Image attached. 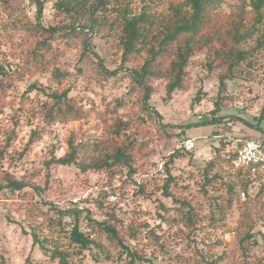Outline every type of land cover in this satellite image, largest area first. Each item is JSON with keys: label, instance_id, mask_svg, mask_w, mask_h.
I'll use <instances>...</instances> for the list:
<instances>
[{"label": "rangeland", "instance_id": "374dc122", "mask_svg": "<svg viewBox=\"0 0 264 264\" xmlns=\"http://www.w3.org/2000/svg\"><path fill=\"white\" fill-rule=\"evenodd\" d=\"M55 1L46 0L38 18L36 0H0V186L7 173L28 184L0 191L7 264H58L34 246L35 235L66 252L69 264H149L132 262L103 221L153 264H264V199L228 161L239 139L264 136V0H223L218 7L222 16L244 12L252 35L231 74L201 52L187 68L185 91L168 96L167 79L153 80L148 104L132 67L121 68V23L145 7L166 14L187 0H98L91 27L74 31L67 30L69 16L55 14ZM51 27L60 30L45 44L40 28ZM65 89L85 115L48 124L49 94ZM118 120L128 127L117 136L138 144L134 172L49 165L72 137L96 157L111 149L110 127ZM72 211H80L81 229L96 242L89 250L70 242L74 214L62 213Z\"/></svg>", "mask_w": 264, "mask_h": 264}, {"label": "trees", "instance_id": "16d2710c", "mask_svg": "<svg viewBox=\"0 0 264 264\" xmlns=\"http://www.w3.org/2000/svg\"><path fill=\"white\" fill-rule=\"evenodd\" d=\"M45 1L36 0L38 18L42 17ZM97 1L56 0L54 3L55 14L57 17L69 16L71 18V24L66 26L69 31L81 27H91L89 21L99 8L94 7ZM222 1L187 0L186 3H173L166 14H159L151 8L145 7L140 14L123 19L121 23V47L123 50L121 68L132 67L131 74L134 81L146 88L145 101L147 104L153 92V88L150 86L153 80L167 79L168 96L176 91H185L188 88L187 68L192 58L201 52H210L215 62L225 68L229 74L245 60L247 53L241 49V44L252 36L246 27V14L241 12L222 16L217 11ZM261 4L260 2L256 4V16L258 17L261 14ZM40 29L48 34V38L44 41L45 44H48V39L60 30L58 27ZM57 74L61 75L59 71ZM0 84L2 88L5 82L0 80ZM69 93L70 90L65 89L62 92L49 94L51 101L47 105L44 116V120L48 124L68 123L84 117L83 108L76 99L69 96ZM155 112L161 119L162 116L157 111ZM211 124L213 123H203L202 125ZM127 127L128 124L122 120L113 123L110 127L113 135L111 149L97 157L91 155L88 144L75 145V137H72L65 155L51 161L49 165L54 162L63 166L75 165L84 173L107 172L113 175L123 168H128L130 172H134V150L138 144L129 139L122 140L117 136ZM232 158L233 155L228 161L231 162ZM210 165L212 167V163ZM218 176L216 174L215 177ZM208 177H206V182L210 183L211 179ZM3 182L4 185L0 186V191H22L28 186L23 180H19L8 173L3 178ZM250 183L252 184L251 181ZM228 189L232 191L233 187L230 185ZM258 195H261V189H258ZM182 204L187 205V202L182 201ZM72 214H74V226L68 235L70 242L80 252L89 250L96 242L81 229L80 211L62 213V215ZM187 214L188 221H190L192 218L190 209ZM99 224L103 226L109 237L117 241L127 255L131 256L132 262L139 260L153 264L145 256L130 250L123 243L114 225L106 221ZM33 244L34 246L38 245L43 253L49 255L51 259H58V264H69L68 254L57 248L50 249L47 245L48 240L40 241L35 235ZM26 262L27 264H34L29 258ZM0 264H7L2 255H0Z\"/></svg>", "mask_w": 264, "mask_h": 264}, {"label": "built area", "instance_id": "2783aa9c", "mask_svg": "<svg viewBox=\"0 0 264 264\" xmlns=\"http://www.w3.org/2000/svg\"><path fill=\"white\" fill-rule=\"evenodd\" d=\"M232 155V170L248 177L253 185L258 186L264 199V136L239 139Z\"/></svg>", "mask_w": 264, "mask_h": 264}]
</instances>
